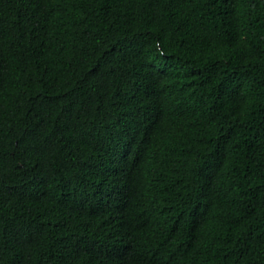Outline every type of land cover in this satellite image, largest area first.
Wrapping results in <instances>:
<instances>
[{"label":"trees","instance_id":"trees-1","mask_svg":"<svg viewBox=\"0 0 264 264\" xmlns=\"http://www.w3.org/2000/svg\"><path fill=\"white\" fill-rule=\"evenodd\" d=\"M0 264H264V0H0Z\"/></svg>","mask_w":264,"mask_h":264}]
</instances>
